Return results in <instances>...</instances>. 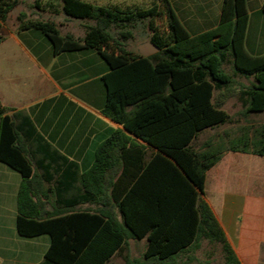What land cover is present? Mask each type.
<instances>
[{
    "label": "trees",
    "instance_id": "trees-1",
    "mask_svg": "<svg viewBox=\"0 0 264 264\" xmlns=\"http://www.w3.org/2000/svg\"><path fill=\"white\" fill-rule=\"evenodd\" d=\"M59 1L67 17L93 22L82 37L62 35L54 21L25 13L16 18L17 30L42 32L55 55L96 51L109 67L102 77V114L121 129L96 147L92 165L78 176L82 198L77 202L99 209L43 213L40 201H32L27 192L33 184L30 158L19 145L13 117L0 104V161L23 179L17 197L18 234L49 237L40 264H107L130 239H144L145 250L124 264H187L184 258L202 240L218 247L222 264H239L201 195L206 172L224 152L264 157V123L242 126L231 137L224 132V139L196 142L206 130L232 123L223 109L229 99L237 100L243 119L264 111V55L245 49L246 0H222L217 26L194 36L169 0H154L143 9ZM19 3L0 0V32ZM140 22L150 32L148 42L159 47L147 57L126 48Z\"/></svg>",
    "mask_w": 264,
    "mask_h": 264
},
{
    "label": "crops",
    "instance_id": "crops-1",
    "mask_svg": "<svg viewBox=\"0 0 264 264\" xmlns=\"http://www.w3.org/2000/svg\"><path fill=\"white\" fill-rule=\"evenodd\" d=\"M169 1L191 36L210 30L219 22L222 0ZM263 1L246 0L245 49L253 56L264 55ZM26 6L25 0H20L9 14L14 13L11 26L6 27L5 23L0 32L4 37L0 42V104L13 117L19 145L31 161L33 184L27 188L28 195L32 201H40L38 209L43 213L97 211L98 206L77 202L82 198L78 176L92 165L96 147L114 130L121 129L102 114L106 95L102 77L109 67L94 50L55 55L42 32L18 31L16 18L25 13L31 19L54 21L62 35L80 38L84 34L83 20L62 14L61 3L58 8L37 3L35 10L25 9ZM224 132L211 137L224 139ZM22 182L17 171L0 161V264H40L49 245L47 235L23 238L18 234L17 197ZM201 196L239 264H264V157L224 152L206 172ZM133 243L142 247L138 255L131 254ZM145 243L144 239L128 240L125 249L107 264L140 258ZM207 245L206 240L200 241V248L184 258L187 264L210 262L211 254H206L204 260L200 258ZM220 257L222 264L221 254Z\"/></svg>",
    "mask_w": 264,
    "mask_h": 264
},
{
    "label": "rangeland",
    "instance_id": "rangeland-1",
    "mask_svg": "<svg viewBox=\"0 0 264 264\" xmlns=\"http://www.w3.org/2000/svg\"><path fill=\"white\" fill-rule=\"evenodd\" d=\"M83 1L95 3V5L97 4L103 7H109V6H117L120 8L137 7L141 9L148 8L154 3V0H83ZM25 2L27 5L25 9H30V10H35L37 3L43 5L53 4L56 6L55 8H58V5L60 4L59 0H25ZM13 14L14 13H12V15L8 17V20L6 22V27L11 26V21L13 20ZM82 22H84L85 25H90L93 23L90 20H83ZM157 23L159 24L160 28L164 27L163 22L157 21ZM131 32H132V38L126 42V48L129 51L135 52L137 51L136 49L140 44L144 42H148L150 32L147 29L145 22L137 23V25L131 30ZM225 70L227 72H230L229 68L227 67H225ZM241 81L245 82V80H241ZM223 109L231 116L232 123L222 126L213 132L207 131L201 133L198 136L196 146L200 141H203L205 138L208 139L209 137L212 138L214 137L215 134H221L222 131H225L231 135H237L239 134V129L242 126L250 125L253 128H257L259 125L264 123V111L251 113L250 115H248L246 119H243L239 115L241 107L235 98L229 99L224 105ZM130 249L132 255H138L141 252L142 247L138 243H133L132 245H130ZM206 254L208 255L211 254L208 256V258H210V262L212 264H221V257L219 259L220 252L218 247H215L213 245L204 246L200 258L204 260L206 258Z\"/></svg>",
    "mask_w": 264,
    "mask_h": 264
},
{
    "label": "water",
    "instance_id": "water-1",
    "mask_svg": "<svg viewBox=\"0 0 264 264\" xmlns=\"http://www.w3.org/2000/svg\"><path fill=\"white\" fill-rule=\"evenodd\" d=\"M137 52L142 57H147L159 51V47L152 42H144L137 47Z\"/></svg>",
    "mask_w": 264,
    "mask_h": 264
}]
</instances>
